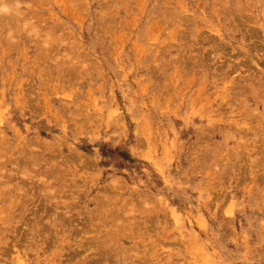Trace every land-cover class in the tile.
<instances>
[{"label":"rangeland","instance_id":"rangeland-1","mask_svg":"<svg viewBox=\"0 0 264 264\" xmlns=\"http://www.w3.org/2000/svg\"><path fill=\"white\" fill-rule=\"evenodd\" d=\"M0 264H264V0H0Z\"/></svg>","mask_w":264,"mask_h":264},{"label":"bare ground","instance_id":"bare-ground-1","mask_svg":"<svg viewBox=\"0 0 264 264\" xmlns=\"http://www.w3.org/2000/svg\"><path fill=\"white\" fill-rule=\"evenodd\" d=\"M116 186V185H115Z\"/></svg>","mask_w":264,"mask_h":264}]
</instances>
